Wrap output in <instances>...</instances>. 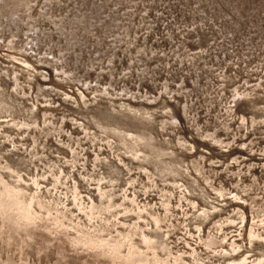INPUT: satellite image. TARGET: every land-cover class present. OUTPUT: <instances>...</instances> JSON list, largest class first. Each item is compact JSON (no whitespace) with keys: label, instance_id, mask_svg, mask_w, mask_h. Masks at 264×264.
Returning <instances> with one entry per match:
<instances>
[{"label":"rangeland","instance_id":"1","mask_svg":"<svg viewBox=\"0 0 264 264\" xmlns=\"http://www.w3.org/2000/svg\"><path fill=\"white\" fill-rule=\"evenodd\" d=\"M128 247L264 264V0H0V264Z\"/></svg>","mask_w":264,"mask_h":264},{"label":"bare ground","instance_id":"2","mask_svg":"<svg viewBox=\"0 0 264 264\" xmlns=\"http://www.w3.org/2000/svg\"><path fill=\"white\" fill-rule=\"evenodd\" d=\"M210 134V133H209ZM213 137V136H212ZM221 141V140H220ZM199 165V164H198ZM196 169H197V167H196ZM198 170V169H197ZM200 170V169H199ZM206 181V180H205ZM208 184V183H207ZM216 188V187H215ZM218 191L220 192L221 191V189L219 188L218 189ZM12 192V191H11ZM4 193V192H3ZM9 196V195H8ZM10 197H12L11 195H10ZM7 198V197H6ZM252 200H254V199H252ZM145 210V209H144ZM48 211V210H47ZM149 214H151V213H149ZM152 215V214H151ZM24 217V216H23ZM24 218H26V217H24ZM58 219V218H57ZM25 220V219H24ZM54 221V220H53ZM34 222V221H33ZM219 222V221H218ZM52 223V222H51ZM155 223L156 224H158V220H157V218H155ZM43 225V224H42ZM49 225V224H48ZM36 226V228H37V226H39L38 224L37 225H35ZM44 226V225H43ZM139 236L141 237V241H143L146 245L150 242V237H148L146 234H144L143 233V231L141 230L140 232H139ZM98 238H99V240L100 241H105L106 239L105 238H102L100 235L98 236ZM127 238V236H123V240H127L126 239ZM85 239V238H84ZM218 237H216L215 235H213V234H211V233H209L208 234V240L210 241V242H217L218 240ZM87 240V239H86ZM130 240V239H129ZM45 241H49L48 239H45ZM97 242V241H96ZM128 242V241H127ZM129 243V242H128ZM131 243V242H130ZM50 244V243H49ZM108 244H110V242L109 241H105V243H103V244H99V246H98V248L100 247L101 248V250H103V247L105 246V245H108ZM113 245H110L111 247H107V249H105V253H111V254H113V253H118L119 251H120V249H119V247H121V246H125V242H123L122 243V241L120 242H115V243H112ZM64 245V244H63ZM43 246V245H42ZM59 246H60V243H59ZM84 249V248H83ZM66 250V249H65ZM128 255L126 256L125 255V258L127 259V260H131L132 262H135V264H142V261L138 258V259H136L135 260V258H136V256H137V253H135V252H133V251H131V248L130 247H128ZM99 251V250H98ZM170 251V250H169ZM65 252V251H64ZM63 252V253H64ZM84 252H86V250L84 251ZM83 252V253H84ZM59 253H60V249H59ZM98 253V252H97ZM169 253H171V252H169ZM3 254V253H2ZM61 254H62V251H61ZM119 254V253H118ZM76 255V254H75ZM82 255V254H81ZM124 255V254H123ZM3 257H4V255H2ZM63 256V255H62ZM65 256V255H64ZM2 257V258H3ZM12 257V256H11ZM11 257L10 258H8L7 260H5V262L6 263H8V264H29V263H26L25 261H21V262H16L14 259H11ZM60 257V256H59ZM101 259V258H100ZM3 260V259H2ZM25 260V259H24ZM175 260V259H174ZM29 262V261H28ZM80 264V263H79ZM82 264H108V263H104L103 261H96L95 259L93 260V261H90V260H87V259H85V260H82ZM110 264V263H109ZM149 264V263H148ZM152 264H165V263H162V261H160L159 259H154L153 260V263ZM228 264H231V263H228Z\"/></svg>","mask_w":264,"mask_h":264}]
</instances>
